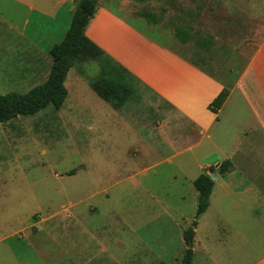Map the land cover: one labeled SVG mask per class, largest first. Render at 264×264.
<instances>
[{"label": "rangeland", "instance_id": "obj_1", "mask_svg": "<svg viewBox=\"0 0 264 264\" xmlns=\"http://www.w3.org/2000/svg\"><path fill=\"white\" fill-rule=\"evenodd\" d=\"M27 1L0 0V38L14 36L10 26H24ZM124 1L144 30L148 24L132 16L156 14L160 22L150 26L227 86L244 67V46L264 36V0H202L201 8L192 0ZM111 5L118 8L117 0ZM193 16L192 39L183 44L176 26ZM24 55L18 41L0 40V71L10 75L5 84L0 79V94L26 93L15 79L31 69ZM93 64L71 69L70 97L77 78L95 77ZM39 65L46 72L48 59ZM139 92L137 101L113 110L83 87L79 108L68 97L59 110L49 106L0 124V264H181L184 231L196 220L194 180L204 171L215 180L214 196L198 218L192 264L264 258L255 126L230 118L204 136L191 128L180 133L163 121L172 108L143 86ZM226 159L240 171L235 179L218 171ZM226 181L242 183L231 198Z\"/></svg>", "mask_w": 264, "mask_h": 264}, {"label": "crops", "instance_id": "obj_2", "mask_svg": "<svg viewBox=\"0 0 264 264\" xmlns=\"http://www.w3.org/2000/svg\"><path fill=\"white\" fill-rule=\"evenodd\" d=\"M79 1L28 0L26 8L29 18L24 26L21 29L18 26H10L14 36L0 38V40L18 41L22 52L25 53L24 60L30 64L31 69L21 72V75L15 79H20L19 85L27 88L26 92L47 80L53 63L50 50L64 39ZM112 1H98L96 12L85 28V34L104 51L107 57L139 81L136 101L140 98V86L150 90L172 108L171 113H165L163 121L174 124V130L178 129L180 133L185 132V128H191L196 134L204 136L230 118L234 123L243 122L245 128L255 126L254 129H250L259 132L257 133L261 140L259 151L264 171V36L244 46V67L228 87L223 80L204 71L173 48L166 40L165 34L152 28L145 18L132 16L145 21L148 30L136 24L126 13V1L117 0L118 8L111 5ZM44 58L48 59L49 65L48 70L41 73L42 66L39 63ZM88 61L94 63L92 68L96 75L87 81L77 78L74 97H70L71 90L68 87L70 72L66 79L68 97L73 108L80 107L83 87L85 89L91 87V81L101 71L99 61ZM8 76L10 77L9 74L0 71L2 84H5ZM225 87L230 89V94L216 113L210 109V105ZM91 89L93 90L92 87ZM227 109L231 110L232 115H226ZM113 110L121 109L113 107ZM236 116L239 118L236 119ZM234 168L228 173L230 175L228 177L236 174L232 176L235 179L240 171L235 165ZM241 184L237 181L234 183L226 181L227 198H231L237 188L242 187ZM260 196L257 194L254 202L261 205L264 204V193L261 192ZM263 263L264 258L257 264Z\"/></svg>", "mask_w": 264, "mask_h": 264}, {"label": "trees", "instance_id": "obj_3", "mask_svg": "<svg viewBox=\"0 0 264 264\" xmlns=\"http://www.w3.org/2000/svg\"><path fill=\"white\" fill-rule=\"evenodd\" d=\"M99 0H80L73 14V19L64 39L50 50L53 63L47 80L33 87L26 93L10 92L0 94V124L8 123L19 116L36 115L49 106L59 110L68 97L66 79L70 70L77 62L97 60L101 64L100 74L91 81L93 90L115 109H122L129 101L136 99L139 81L126 69L114 63L104 51L90 40L85 34V28L94 16ZM144 2L147 0H137ZM201 5L202 0H192ZM143 17L150 23L158 24L160 19L152 12H144ZM195 16L192 20L185 19L183 24L176 26L175 35L183 44L192 39ZM197 65V64H196ZM230 94L225 87L212 102L210 109L218 112ZM213 167H210V171ZM234 169L231 159L222 161L218 167L221 176ZM194 186L198 191V206L196 220L184 231L187 249L181 264H192L194 251L193 240L196 235L198 218L209 208L215 180L210 173L204 171L195 180Z\"/></svg>", "mask_w": 264, "mask_h": 264}, {"label": "water", "instance_id": "obj_4", "mask_svg": "<svg viewBox=\"0 0 264 264\" xmlns=\"http://www.w3.org/2000/svg\"><path fill=\"white\" fill-rule=\"evenodd\" d=\"M220 164H217V167H219ZM212 177V176H211ZM213 178V177H212Z\"/></svg>", "mask_w": 264, "mask_h": 264}]
</instances>
